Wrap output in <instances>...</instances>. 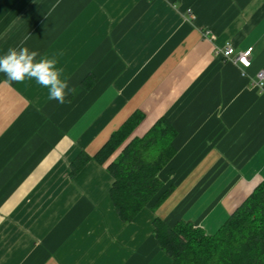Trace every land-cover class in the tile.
<instances>
[{
	"label": "crops",
	"instance_id": "1",
	"mask_svg": "<svg viewBox=\"0 0 264 264\" xmlns=\"http://www.w3.org/2000/svg\"><path fill=\"white\" fill-rule=\"evenodd\" d=\"M226 41L253 47L249 67L216 52ZM22 46L76 92L59 104L0 73V264H172L156 216L213 233L264 178V0H0V56ZM136 110L131 136L163 115L176 129L173 190L125 222L105 165L70 163Z\"/></svg>",
	"mask_w": 264,
	"mask_h": 264
},
{
	"label": "trees",
	"instance_id": "2",
	"mask_svg": "<svg viewBox=\"0 0 264 264\" xmlns=\"http://www.w3.org/2000/svg\"><path fill=\"white\" fill-rule=\"evenodd\" d=\"M143 116L136 110L95 154L81 150L70 163L71 175L91 159L105 165L113 176L111 199L125 222L153 201L157 208L173 190L164 189L160 171L176 152V129L163 115L131 136ZM153 223L172 264H264V178L213 233L185 219L169 224L156 216Z\"/></svg>",
	"mask_w": 264,
	"mask_h": 264
},
{
	"label": "clouds",
	"instance_id": "3",
	"mask_svg": "<svg viewBox=\"0 0 264 264\" xmlns=\"http://www.w3.org/2000/svg\"><path fill=\"white\" fill-rule=\"evenodd\" d=\"M57 65L58 60L55 57L41 56L38 51L30 50L26 46L19 49L9 48L0 56V73L6 76L5 83L34 80L48 90L49 100L64 104L66 96L75 94L76 89L69 86L67 79L62 78L63 69Z\"/></svg>",
	"mask_w": 264,
	"mask_h": 264
},
{
	"label": "built area",
	"instance_id": "4",
	"mask_svg": "<svg viewBox=\"0 0 264 264\" xmlns=\"http://www.w3.org/2000/svg\"><path fill=\"white\" fill-rule=\"evenodd\" d=\"M216 52L221 54L224 60H229L247 68L252 63L253 47L237 49L231 41H226L223 46L216 47ZM253 85L264 89V69L257 72L256 79L252 80Z\"/></svg>",
	"mask_w": 264,
	"mask_h": 264
}]
</instances>
